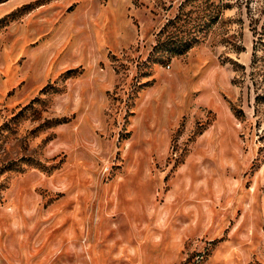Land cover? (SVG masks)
Masks as SVG:
<instances>
[{
	"label": "rangeland",
	"instance_id": "obj_1",
	"mask_svg": "<svg viewBox=\"0 0 264 264\" xmlns=\"http://www.w3.org/2000/svg\"><path fill=\"white\" fill-rule=\"evenodd\" d=\"M262 38L264 0H0V264H264Z\"/></svg>",
	"mask_w": 264,
	"mask_h": 264
},
{
	"label": "trees",
	"instance_id": "obj_2",
	"mask_svg": "<svg viewBox=\"0 0 264 264\" xmlns=\"http://www.w3.org/2000/svg\"><path fill=\"white\" fill-rule=\"evenodd\" d=\"M217 19L218 11L216 10L208 14L206 24H204L206 27H209ZM185 25L186 14H182L180 11L172 19L167 20L156 34L157 40L156 44L152 47V53L162 54L169 60L170 58L183 55L192 46L197 44L198 39L195 33L199 32V30L193 31V26L186 30L184 29ZM199 26L197 27L198 29L202 27V25ZM161 37L163 38L160 39ZM262 98L264 99V95Z\"/></svg>",
	"mask_w": 264,
	"mask_h": 264
}]
</instances>
